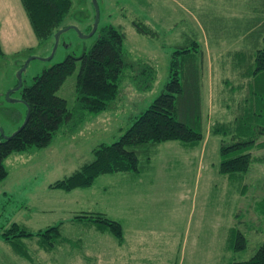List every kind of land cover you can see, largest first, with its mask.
I'll list each match as a JSON object with an SVG mask.
<instances>
[{
  "label": "rangeland",
  "instance_id": "374dc122",
  "mask_svg": "<svg viewBox=\"0 0 264 264\" xmlns=\"http://www.w3.org/2000/svg\"><path fill=\"white\" fill-rule=\"evenodd\" d=\"M71 1L62 28L77 31L62 33L52 54L54 35L39 43L20 0H0V141L24 124L27 106L21 102V90L44 70L68 55L79 58L95 43L98 33L87 37L86 29L94 21L92 0ZM96 4L97 29H119L125 36L127 63L152 66L154 79L148 88L139 89L132 78L136 70L125 69L110 109L84 114L67 134L60 128L46 148L6 157L7 176L0 181V231L16 223L35 234L61 224V236L51 251L39 248L40 237L23 240L30 261L15 255L0 239V264H229L248 260L264 242V212L260 211L264 147L252 150V156L262 160L253 161L247 173L222 175L218 172L220 145L222 141L232 144L234 137L214 135L211 129L218 124L233 127L230 122L241 115L250 79L243 62L234 60L233 54L243 48L255 54L252 38L261 32L264 0H96ZM133 21L154 35L139 33ZM187 37L195 38L202 51L198 59L202 141L138 146L134 150L139 175H102L91 187L71 192L50 189V184L90 162L93 148L117 141L160 95L169 81L172 52ZM28 60L21 88L15 90L17 73ZM78 70L79 61L56 92L69 109L75 105ZM253 103L245 108L249 114L255 112ZM240 124L239 128L251 129L257 136L255 121L242 119ZM261 140L264 136L256 142L264 143ZM81 212L102 213L119 222L123 241L118 243L108 232H98L84 222L71 221ZM237 233L246 239L243 250L234 249Z\"/></svg>",
  "mask_w": 264,
  "mask_h": 264
},
{
  "label": "trees",
  "instance_id": "16d2710c",
  "mask_svg": "<svg viewBox=\"0 0 264 264\" xmlns=\"http://www.w3.org/2000/svg\"><path fill=\"white\" fill-rule=\"evenodd\" d=\"M20 3L39 43L62 29L63 21L72 7L71 0H20ZM259 23L260 21L256 26ZM92 25L91 23L87 26L88 32L91 31ZM133 26L139 33L154 35L142 23L133 21ZM258 27L261 32L252 38L256 47L255 54L251 55L245 48L240 54L233 52L234 60L243 62L248 75L245 76L250 79L247 97L243 98L244 105L239 111L241 115L230 122L233 127L218 124L211 129L214 135L228 133L234 137L232 144L222 141L219 149L221 161L218 172L229 177L237 173H247L253 161L262 160L251 154L252 150L264 147V143L256 142L264 136V21ZM95 32L98 37L87 52L79 58L68 55L62 62L35 76L32 84L21 90V102L27 106L28 120L14 134L0 141V181L7 176L3 162L11 153L23 152L30 148H46L60 128L63 129V134H67L83 120L84 114H98L110 109L119 94L118 83L125 69L131 68L132 72L136 70L132 78L139 89L151 85L155 76L154 68L148 64L127 63L123 50L125 36L119 29L105 26ZM199 48L195 38H185L172 52L169 81L160 95L134 118L131 126L117 141L111 144L102 143L93 148L90 162L68 177L50 184L49 188L71 192L91 187L95 179L102 175L131 172L139 175L138 159L134 150L138 146L171 141L195 144L202 141L198 60L202 51L200 52ZM2 56L0 45V57ZM77 61L79 70L75 82V105L69 109L66 101L56 96V92L74 72ZM252 103L255 112L249 114L245 108H251ZM242 119L244 122L249 119L250 122L259 124L256 127L257 136L251 129L239 128ZM260 202V211L263 213L264 194ZM71 221L84 222L94 226L98 232H108L118 243L123 241L121 224L102 213L81 212ZM60 226L61 224L51 226L32 234L24 227L12 223L0 231V239L11 247L15 255L30 261L27 243L23 240L40 237L39 248L51 251L54 242L60 239ZM245 247V237L237 233L234 249L243 250ZM229 264H264V242L248 260L233 261Z\"/></svg>",
  "mask_w": 264,
  "mask_h": 264
},
{
  "label": "water",
  "instance_id": "95a60500",
  "mask_svg": "<svg viewBox=\"0 0 264 264\" xmlns=\"http://www.w3.org/2000/svg\"><path fill=\"white\" fill-rule=\"evenodd\" d=\"M92 3H93V6H94V9H95V17H94V21H93V25H92V29L91 31L87 34V37H90L92 36L96 29H97V26H98V19H99V12H98V8H97V4H96V0H92ZM69 29H73L75 31H77L76 28L74 27H68V28H62L60 30H58L55 35H54V45H53V50H52V54L54 53L56 47H57V44H58V39H59V36L64 33L65 31L69 30ZM86 37V36H85ZM52 54L50 55V57L48 58V60L52 57ZM30 60H28L24 66L18 71L17 73V86L15 87V90H19L21 88V85H22V82H21V73L23 72V70L26 68L27 64L29 63ZM28 120V112H27V115H26V118H25V121H24V124L27 122ZM24 124L21 126L23 127ZM20 127V128H21ZM19 128V129H20Z\"/></svg>",
  "mask_w": 264,
  "mask_h": 264
},
{
  "label": "crops",
  "instance_id": "0c3cea01",
  "mask_svg": "<svg viewBox=\"0 0 264 264\" xmlns=\"http://www.w3.org/2000/svg\"><path fill=\"white\" fill-rule=\"evenodd\" d=\"M1 44V43H0Z\"/></svg>",
  "mask_w": 264,
  "mask_h": 264
}]
</instances>
